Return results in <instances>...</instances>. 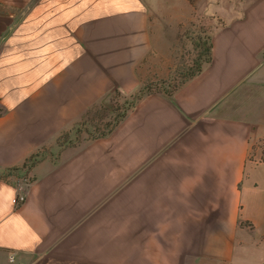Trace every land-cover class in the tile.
<instances>
[{"label":"crops","instance_id":"obj_1","mask_svg":"<svg viewBox=\"0 0 264 264\" xmlns=\"http://www.w3.org/2000/svg\"><path fill=\"white\" fill-rule=\"evenodd\" d=\"M19 7L0 13V175L19 168L0 179V264H264V0ZM194 11L211 24L196 75L59 141L165 67Z\"/></svg>","mask_w":264,"mask_h":264},{"label":"rangeland","instance_id":"obj_2","mask_svg":"<svg viewBox=\"0 0 264 264\" xmlns=\"http://www.w3.org/2000/svg\"><path fill=\"white\" fill-rule=\"evenodd\" d=\"M24 1L33 0H0V13H16ZM189 18V19H188ZM179 40L175 43L176 48L172 51L168 64L152 72L142 73L143 86L129 96L121 94L111 95L104 104L92 109L88 115V121L83 125H76L70 132H65L59 139L60 142L75 144L83 139L99 136L102 131L112 126L114 121L126 111L134 98L142 92H172L186 78L187 74L195 69L198 56L204 50L211 29L210 17L193 12L187 17ZM200 47L198 44H202ZM203 58V57H202ZM68 133V134H67ZM71 133V134H70ZM260 156V155H259ZM263 155L260 159H262ZM23 176H26L24 173Z\"/></svg>","mask_w":264,"mask_h":264},{"label":"trees","instance_id":"obj_3","mask_svg":"<svg viewBox=\"0 0 264 264\" xmlns=\"http://www.w3.org/2000/svg\"><path fill=\"white\" fill-rule=\"evenodd\" d=\"M203 44H204V43L202 42V44H198V46L200 47V46L203 45ZM205 44H207V45L204 47V50L200 53V55L198 56V60L195 62V63H196L195 69H194L192 72H190V73L187 74L185 80H187V79L193 77L194 75H196V74L200 71L202 64H203V63H206V62L209 61V57H210V45L208 44V42L205 43ZM202 57H203V58H202ZM185 80H184V81H185ZM174 90H175V89H174ZM174 90H172V92H173ZM172 92H166V93H167V94H171ZM148 93H151V92H145V93H144V92L140 91L139 94L134 98V101L131 102L129 108H128L126 111H124V112L119 116L118 119H116V120L114 121V123L112 124V126H111L110 128H108V129L105 130V131L100 132L101 134H100L99 136H104V135H106L107 133H109V132H110V131L116 126V124H117V123H118V122H119V121L125 116L126 112H127L132 106H133L134 102H135L136 100H138L142 95H144V94H148ZM115 94H116V92H115ZM88 115H89V114H87V116L85 117V119H84L82 122H80L78 125H80V124L83 125L86 121H88ZM30 161H31V158L27 159V160L25 161V163L23 164L22 168H24V167L27 166V165H30V164H31ZM17 170H19V168L8 169L7 171H5L3 174L0 175V179H4V178H5L7 175H9V174L16 173Z\"/></svg>","mask_w":264,"mask_h":264},{"label":"built area","instance_id":"obj_4","mask_svg":"<svg viewBox=\"0 0 264 264\" xmlns=\"http://www.w3.org/2000/svg\"><path fill=\"white\" fill-rule=\"evenodd\" d=\"M18 201H19V202H22V201H23V197H22V196H19V197H18Z\"/></svg>","mask_w":264,"mask_h":264}]
</instances>
